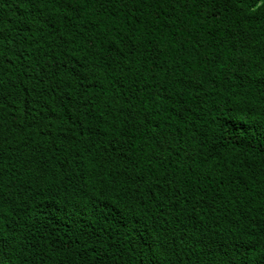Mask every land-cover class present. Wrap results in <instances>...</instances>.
<instances>
[{
  "label": "trees",
  "instance_id": "16d2710c",
  "mask_svg": "<svg viewBox=\"0 0 264 264\" xmlns=\"http://www.w3.org/2000/svg\"><path fill=\"white\" fill-rule=\"evenodd\" d=\"M3 264H264V0H0Z\"/></svg>",
  "mask_w": 264,
  "mask_h": 264
},
{
  "label": "snow or ice",
  "instance_id": "6c2138e0",
  "mask_svg": "<svg viewBox=\"0 0 264 264\" xmlns=\"http://www.w3.org/2000/svg\"><path fill=\"white\" fill-rule=\"evenodd\" d=\"M0 264H3V258H2V255H0Z\"/></svg>",
  "mask_w": 264,
  "mask_h": 264
}]
</instances>
